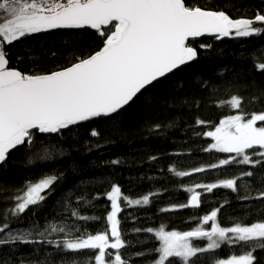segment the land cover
I'll list each match as a JSON object with an SVG mask.
<instances>
[{
	"label": "trees",
	"instance_id": "1",
	"mask_svg": "<svg viewBox=\"0 0 264 264\" xmlns=\"http://www.w3.org/2000/svg\"><path fill=\"white\" fill-rule=\"evenodd\" d=\"M185 2L206 10H223L233 19L264 15V0ZM102 41L103 37L88 27L55 29L6 44L4 50L9 68L38 75L72 66L99 51ZM189 45L197 49L195 60L150 85L118 114L83 121L60 133H36L31 145L10 151L0 165V224L7 221L15 232L31 230L28 238L34 241L44 239L38 232L49 224L66 226V231L73 228L75 236L97 234L110 227L107 193L119 186L123 197L135 200L149 196V203L140 205H129L121 198L118 219L125 247L119 252L126 264H154L159 256L154 249L160 244L155 231L161 227L178 232L198 227L208 230L209 224L202 218L217 208L223 227L264 221V201L256 199L264 191V159L252 155L253 160L261 159V164L233 162L210 168L235 154L205 151L214 143L206 133L214 131L225 117L243 112L247 118L250 113L264 112V70L258 67L264 64V32L244 38L206 37L191 40ZM232 96L243 99L241 109L227 105ZM198 120L205 123L198 124ZM92 131L99 135L92 136ZM252 152L248 150L250 155ZM199 167L206 170L192 172ZM172 169L192 174L179 177ZM247 171L253 176H242ZM52 175L58 180L45 201L18 217L6 214L27 183ZM234 178L237 191L196 188L201 193L200 206L178 207L191 198L187 188ZM245 196L250 198L243 199ZM73 211L90 219L74 217ZM33 224L38 227L32 229ZM149 228L153 232H148ZM46 235L52 240L64 238L62 233ZM192 243L203 247L207 241L193 239ZM247 250L224 243L192 259L196 264H215ZM108 252L114 259L116 250ZM141 252L144 255H137ZM93 255L91 250L73 253L41 243L0 246V264H93ZM253 255L256 264H264V250L257 249ZM172 259L182 264L178 258Z\"/></svg>",
	"mask_w": 264,
	"mask_h": 264
},
{
	"label": "snow or ice",
	"instance_id": "2",
	"mask_svg": "<svg viewBox=\"0 0 264 264\" xmlns=\"http://www.w3.org/2000/svg\"><path fill=\"white\" fill-rule=\"evenodd\" d=\"M258 22L264 24V15L233 19L223 10L188 6L185 0H0V165L12 149L26 143L31 145L36 133H60L83 121L118 114L142 90L197 58V49L188 43L190 38L212 35L220 39L231 36L233 32L237 37L259 35L264 28L254 27ZM85 27L96 30L103 37V46L71 67L43 75H28L8 67L4 50L6 44L11 45L21 38L49 30ZM258 67L264 70V64ZM226 103L239 110L243 99L232 96ZM258 122L260 126H257ZM197 123L205 122L198 120ZM91 135L99 133L92 131ZM206 135L215 142L205 151L235 154L210 165V168L233 162L253 166L261 164L262 160H253L252 155L264 159V112L250 113L247 118L243 112L229 115ZM250 149L253 150L251 155L248 153ZM205 170L199 167L192 172ZM172 171L179 177L192 174ZM242 176L252 177L253 172H244ZM57 180L58 177L52 175L27 183L22 194L14 198L15 206L6 214L18 217L30 206L45 201ZM219 187L235 192L237 179L187 188L186 191L192 193L191 198L178 207L197 208L201 193L196 188L211 192ZM121 196L119 186H113L107 193L111 202V211L107 215L110 227L102 232L75 236L73 228L66 231V226L49 224L38 232L44 239L34 241L28 238L31 230L15 232L5 221L0 224V234H3L0 235V246L17 242L49 244L58 250L73 253L91 250L94 253L90 258L93 264H126L119 252L125 247L117 218L122 211L119 203ZM123 199L129 205L149 203L147 195L142 200L126 196ZM256 199L264 201V191L259 192ZM219 212L217 208L203 216L205 224L212 222L210 230L198 227L178 232L165 231L161 227L155 231L160 244L154 249L159 254L154 264H175L172 258H178L182 264H196L192 258L219 249L224 243L239 244L249 250L241 255L219 259L215 264H256L253 253L257 249L264 250V221L223 227L218 221ZM72 216L77 217L78 213L73 211ZM78 218L90 219L84 216ZM37 227L32 225V229ZM75 230L79 231L78 228ZM147 231L153 232V229ZM46 233H62L64 238L48 239ZM193 239L206 240L207 244L203 247L194 245ZM109 249L116 250L114 260Z\"/></svg>",
	"mask_w": 264,
	"mask_h": 264
},
{
	"label": "water",
	"instance_id": "3",
	"mask_svg": "<svg viewBox=\"0 0 264 264\" xmlns=\"http://www.w3.org/2000/svg\"><path fill=\"white\" fill-rule=\"evenodd\" d=\"M204 10H206V9H204ZM254 27H260V28H264V24H262V23H256L255 25H254ZM55 30V29H54ZM49 31H51V30H49ZM47 32V31H46ZM208 38V37H215V36H212V35H205V36H201V37H197V38H194V39H192V38H190L189 39V41H191V40H195V41H197V40H200V39H203V38ZM231 37H236V38H244V37H237V36H235V34H234V32H233V34L231 35V36H229V37H225V38H231ZM189 41H188V43H189ZM71 67V66H70ZM182 67V66H181ZM68 68V67H67ZM66 69V68H65ZM61 70H63V69H61ZM61 70H58V71H61ZM178 70V69H177ZM55 72H57V71H55ZM175 72V71H174ZM52 73V72H51ZM47 74H49V73H47ZM170 74H172V73H170ZM170 74H168L167 76H169ZM38 75H43V74H38ZM167 76H165V77H163V78H161L160 80H162V79H164V78H166ZM159 80V81H160ZM158 82V81H157ZM155 83V82H154ZM153 83V84H154ZM149 87V86H148ZM147 87V88H148ZM145 90V89H144ZM143 91V90H142ZM140 93H138L137 94V96L136 97H134L133 98V100L132 101H130V103L128 104V105H130L133 101H134V99H136L137 97H138V95H139ZM128 105H126L124 108H126ZM124 108H122V109H124ZM121 109V110H122ZM94 119V118H93ZM13 150V149H12ZM11 150V151H12Z\"/></svg>",
	"mask_w": 264,
	"mask_h": 264
},
{
	"label": "rangeland",
	"instance_id": "4",
	"mask_svg": "<svg viewBox=\"0 0 264 264\" xmlns=\"http://www.w3.org/2000/svg\"><path fill=\"white\" fill-rule=\"evenodd\" d=\"M219 126V125H218ZM257 126H260V122H258V125ZM214 141V140H213ZM215 142V141H214ZM121 194H122V192H121ZM123 197V194H122V196H121V198ZM142 200V199H141ZM120 206H121V200H120ZM117 218H118V216H117ZM207 224H209V227H208V230H210V227H211V224H212V222L211 221H209ZM114 260V259H113Z\"/></svg>",
	"mask_w": 264,
	"mask_h": 264
},
{
	"label": "built area",
	"instance_id": "5",
	"mask_svg": "<svg viewBox=\"0 0 264 264\" xmlns=\"http://www.w3.org/2000/svg\"><path fill=\"white\" fill-rule=\"evenodd\" d=\"M64 2H66V0H64Z\"/></svg>",
	"mask_w": 264,
	"mask_h": 264
}]
</instances>
